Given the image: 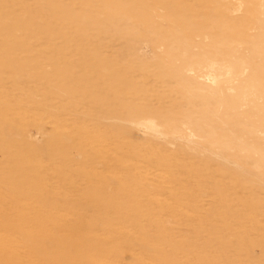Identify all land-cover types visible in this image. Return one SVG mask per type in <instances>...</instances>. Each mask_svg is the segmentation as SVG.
Wrapping results in <instances>:
<instances>
[{"label": "rangeland", "instance_id": "374dc122", "mask_svg": "<svg viewBox=\"0 0 264 264\" xmlns=\"http://www.w3.org/2000/svg\"><path fill=\"white\" fill-rule=\"evenodd\" d=\"M0 264H264V0H0Z\"/></svg>", "mask_w": 264, "mask_h": 264}]
</instances>
